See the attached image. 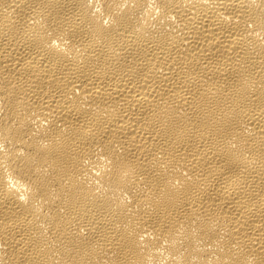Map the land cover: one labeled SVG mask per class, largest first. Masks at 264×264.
I'll use <instances>...</instances> for the list:
<instances>
[{
  "label": "bare ground",
  "instance_id": "obj_1",
  "mask_svg": "<svg viewBox=\"0 0 264 264\" xmlns=\"http://www.w3.org/2000/svg\"><path fill=\"white\" fill-rule=\"evenodd\" d=\"M0 264H264V0H0Z\"/></svg>",
  "mask_w": 264,
  "mask_h": 264
}]
</instances>
